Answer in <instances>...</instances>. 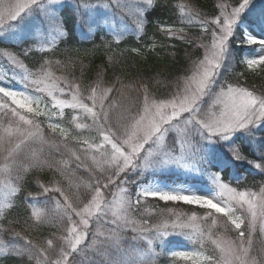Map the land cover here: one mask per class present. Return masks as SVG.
Returning <instances> with one entry per match:
<instances>
[{
    "label": "snow or ice",
    "instance_id": "6c2138e0",
    "mask_svg": "<svg viewBox=\"0 0 264 264\" xmlns=\"http://www.w3.org/2000/svg\"><path fill=\"white\" fill-rule=\"evenodd\" d=\"M167 7L161 0H0V65L6 69L0 74V200L5 202L0 204V259L137 264L134 250L122 249L120 242L128 233L132 241L152 233L160 251L148 239L143 264L161 257L192 264H264V185L259 191L241 190L221 175L225 167L243 164L264 174V92L241 83L247 73L264 72V6L257 9L254 0H218L204 15L180 4L176 21L157 22L165 39L203 49L196 57L186 52L182 73L163 93L143 78L129 85L119 76L105 82L101 73L84 85L83 73L75 76L69 63L63 64L66 75L55 76L53 61L46 58L64 42L69 23L84 35L111 36L118 44L126 35L148 36L154 14ZM189 25L200 29L195 39L186 31ZM148 47L155 50L158 41ZM40 53L32 72L25 61ZM44 93L50 107H41ZM65 108L73 110L69 124L75 134L53 119V109L62 118ZM40 117L47 118L49 133L58 138L49 139ZM82 117L90 123L80 122ZM84 131L95 136L83 137ZM46 146L61 157L70 155L75 167L67 159L55 160ZM45 167L58 171L68 187L55 177L47 183L37 177L38 191L16 203L29 173ZM82 167L86 176L77 175ZM209 168L219 169L209 173L212 187L196 188L195 174ZM232 178L239 183L245 177ZM41 197L43 211L35 208ZM148 198L205 211L188 215L166 207L149 212ZM25 203L33 209L29 219L35 226L49 221L59 235L39 240L11 227L19 220L9 217ZM218 226L234 231L235 239H213ZM177 234L193 237L201 249L205 238L214 247L207 253L172 247L177 242L168 238Z\"/></svg>",
    "mask_w": 264,
    "mask_h": 264
},
{
    "label": "trees",
    "instance_id": "16d2710c",
    "mask_svg": "<svg viewBox=\"0 0 264 264\" xmlns=\"http://www.w3.org/2000/svg\"><path fill=\"white\" fill-rule=\"evenodd\" d=\"M217 2L218 0H161V3L167 4L168 7L159 8L157 13L154 14L151 26L148 28V36L145 37L142 36V34L140 37L134 34L126 35L118 44L112 40L111 36L98 37L84 35L78 28H74L73 25L69 23L67 26L69 34L63 38L64 42L58 43L55 52H48L46 58L53 61L51 71L57 76H64L67 74L63 64L69 63L71 65L70 71L75 76L81 77V73H83L81 79L84 85H88L96 78L97 73H101L105 82L114 81L116 77L119 76L125 84L129 85L134 84L137 80L143 78L150 83L154 89L163 93L166 92L165 85L169 81L175 80L176 76L182 73L187 62L186 52L190 53L193 57H196L203 54V49H197L192 45L185 44L176 39H165L163 35L157 31V22L168 24L176 21L177 16L180 14L178 10V5L180 4L190 5L194 9L201 10L202 14L209 15L214 11ZM228 2L237 3L238 0H228ZM186 31L188 35L195 39L199 34L200 29L198 26L189 25L186 27ZM153 40L158 41V47L155 50H151L148 47ZM105 41H111V43L106 45ZM160 43L169 46L160 47ZM172 45H174V47ZM132 48H139L141 51L137 54L131 51ZM40 55H44V53H40L31 60L25 61L29 66L30 71H37L38 65L36 62L40 59ZM109 57H112L111 61L109 60ZM57 60L62 63L59 65L56 64L55 61ZM158 80L163 83L157 84ZM241 83L254 88L258 93L264 92V72H257L254 74L247 73L243 80L241 78ZM68 113L69 111H66L62 120L59 121L65 126L72 128L73 134H75L74 126L69 124L71 114L69 115ZM80 122L90 123V121H85L83 117ZM42 127L49 139L58 138L52 137L45 122H42ZM81 135L84 137L86 135H95V133L84 131ZM70 146H75L74 142L71 140ZM45 151H52L54 153V158L57 161L67 159L73 168L77 163L70 155L61 157L59 154H55L54 149H49L47 146L45 147ZM221 151H224L225 155H227L226 150L221 149ZM80 154L82 157L84 156L82 152ZM244 154L248 156L249 159H253L251 150L245 148ZM82 163L84 165H91V160L84 159ZM215 171H219V169L209 168L207 170L209 173ZM256 171L258 170L252 169L251 165L243 164L238 168L225 167L221 172V175L225 182L230 183V185L235 188L241 190L248 188L253 191H259V188L264 185V174L257 175L255 174ZM77 175L86 176V173L83 172V167ZM237 175H242L245 178L238 183L232 178ZM37 177L44 183H47L52 177H55L57 180L61 181L66 188L68 187L67 179L63 178L58 171H54L47 167L43 170H33L27 176V181L23 186V190L14 198L16 203H20L22 198L27 195L28 192L35 193L38 191L37 184L35 183ZM0 179H3V177L0 176ZM69 190L75 191L76 189L73 187ZM148 205L149 212H159L160 209L166 207H180L183 211L189 213H191L192 210H196L198 214H202L205 211L199 207H193L187 204L165 203L162 201L157 203L153 198L148 199ZM48 207H50V205ZM35 208L41 211L44 210L45 205L43 204V197L40 198L39 202H35ZM32 210L33 209L26 203L21 204L18 214L17 212H13L9 217V219L14 221L19 220V223H14L11 227L22 231L25 235L39 240L47 238L53 232H56L57 235H59L57 227L49 221H44L38 227L35 226L34 219H29ZM208 226V224L202 225L205 230H207ZM213 231L216 233L213 238L223 236L227 239H235L236 234L234 231L224 232L219 226L216 229H213ZM132 235V233H128L127 238L120 242L121 248L130 251L134 250L133 255L137 260V264H143V260L146 259L144 254L149 248L147 241L148 239H153V234L148 233L144 238L137 239L136 241L131 240ZM187 237V235L181 236L177 234L175 237H169L168 239L192 247V242L189 240L187 241ZM158 244L159 240L153 239L151 247L155 252L160 251V248L157 246ZM213 247L214 246L210 242H207L203 249L205 252H211ZM0 255H2V253H0ZM167 261L168 259L161 257L160 259H155L154 264H166ZM0 264H28V261L26 258L23 260L19 258H3L0 259Z\"/></svg>",
    "mask_w": 264,
    "mask_h": 264
},
{
    "label": "rangeland",
    "instance_id": "374dc122",
    "mask_svg": "<svg viewBox=\"0 0 264 264\" xmlns=\"http://www.w3.org/2000/svg\"><path fill=\"white\" fill-rule=\"evenodd\" d=\"M254 3H255V6H256L257 9L261 8L262 6H264V0H254ZM5 70H6V69H5L2 65H0V74H2ZM32 72H33V71H32ZM248 74H254V73H248ZM55 76H57V75H55ZM244 77H245V76H244ZM244 77L242 78V80L244 79ZM41 86H43V85H41ZM41 95H42V100H43V103H42L41 107H43L44 104H49V107H50V100H49V98L47 97L46 93L41 94ZM57 95H58V97H59L60 99H62V100H68V101L70 102V97H68V96H61L59 93H57ZM52 111H54V112L57 113V114L53 117L54 121H56V122H60L59 120H62V118L58 115V110L53 109ZM66 111H69V113H68L69 115H70V114H71V115L74 114L72 109L65 108V109H64V114H65ZM40 120H41L42 122H45V124L47 125L48 120H47L46 117H40ZM89 136H95V135H86V136H84V137H89ZM180 171H183V170H180ZM195 176H196L197 181H198V182L195 184V187H196V188H198V189H199V188H203V187L205 186V184H207V186H208L209 188L212 187L211 181H210V179H209V172H205V173H203V175H201L200 173H196ZM232 187H234V186H232ZM110 199H111V198H110ZM148 199H152V198H148ZM153 199H154V198H153ZM3 203H5V202H4L3 200H0V204H3ZM169 203H179V204H184L183 202H169ZM190 206H193V207H199V206H197V205H190ZM174 209H176V210H177L178 212H180L181 214H185V213H187L188 215L191 214V213H189V212H185V211H183L180 207H174ZM187 236H188V237H187V241L189 240L190 242H192V243H191L192 247L189 246V245H187V244L184 245V244H182V243H176V244H173L172 247H176V248H180V249H187V250H190V251H200V250H203V251H204V249H201L200 244L197 242L196 239H194L193 237H191V236H189V235H187ZM219 237H220V238H223V239H227V238H225V237H223V236H219ZM213 239H215V238H213ZM228 239H230V238H228ZM207 242H210V241H208V240L205 238V243H204V245H205ZM210 243H211V242H210ZM206 253H207V252H206ZM180 263H182V264L191 263V264H192V261H191V260H184V259H181V258H175V260H172V258L169 257V258H168V261H167L166 264H180Z\"/></svg>",
    "mask_w": 264,
    "mask_h": 264
}]
</instances>
